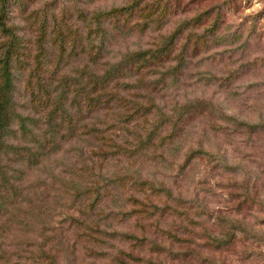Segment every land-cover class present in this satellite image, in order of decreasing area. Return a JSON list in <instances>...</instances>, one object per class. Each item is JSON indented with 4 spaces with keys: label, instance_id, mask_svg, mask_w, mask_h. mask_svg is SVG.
I'll return each instance as SVG.
<instances>
[{
    "label": "rangeland",
    "instance_id": "1",
    "mask_svg": "<svg viewBox=\"0 0 264 264\" xmlns=\"http://www.w3.org/2000/svg\"><path fill=\"white\" fill-rule=\"evenodd\" d=\"M23 1L28 12L23 14L17 7L10 8L9 25L18 35L25 37L34 55V40L40 21L44 18L48 19L50 34L52 28L54 30L59 26L63 30L68 27L83 35L86 26H89L92 13L129 6L136 0ZM150 1L143 0L141 7L149 6ZM174 1L177 6L176 13L160 30L152 27V24L150 29L142 34L131 29L129 32L121 31L108 35L107 54H104L103 61L116 62L126 51L153 48L162 36L169 34L180 22L195 16L206 15L194 32L198 36L208 30L214 21H218L215 36L209 38L205 46L194 45L193 42L188 45L184 68L174 79L170 78L164 83V91L156 92L157 89L153 90L150 86L163 69L147 68L140 74L127 72L120 80L121 85L117 87V93L118 96L134 102L146 101L148 95L154 99L157 106L167 111L174 106L182 107L193 103L206 107L200 108L185 120L186 126L183 129L190 132L187 140H184L182 134L179 142L174 145L176 149L172 147L165 155L166 163H137L133 168L142 171L148 179L165 183L174 197L193 200L214 215L225 216L226 221L214 223L208 218L198 219L202 215L197 213L200 211L198 206L190 205L191 202L188 201V212L193 220L189 221L192 225L178 222L171 217L160 220L159 226L162 229H170L180 240L174 242L154 230L152 221L136 224L135 220H130L125 224H118L115 220L99 222V219L95 218L93 221L106 233L122 231L141 237L138 228V225H141L144 237L155 245L171 249L179 255L176 261L165 258L163 254L153 257L148 255L146 250L151 249L150 244H146L143 250L136 249V252L131 253L134 248L130 243H119L112 239L107 240L105 246L98 248L85 237L86 231L80 226L81 222H89L92 217L88 212L87 215L83 214L82 206L70 198L72 190L69 185H55L43 176L35 183V177L24 176L21 178L20 197L16 199L15 207H10L11 212L4 213L0 218V264H48L46 257L54 258L58 264H119V261H115L116 258L125 264H139L125 256L122 258L121 254L128 252L133 259L149 260L155 264H264V214H257L255 209L241 207L239 204L245 192L257 201H264V130L256 134L235 132L228 129V124L223 123L220 116L222 112L240 122L264 124V0ZM143 14L144 11L135 12L130 18V26L142 22ZM83 16L88 20L84 21L86 18ZM105 26L111 28L107 23ZM50 37L52 39V36ZM182 42L183 40L178 44ZM48 53L52 71L59 59V50L56 45H52V50H48ZM63 57L64 74L74 76V70L89 65L84 54L69 61ZM163 65L172 66L173 62L168 59ZM19 74L21 71L15 69L13 99L17 111L27 115L30 113L25 109V75ZM140 76L145 81L140 89L125 88L124 85L132 84L131 81ZM115 107L120 113L124 110L118 105ZM103 115L104 113H96L90 121L96 124V117L100 121ZM106 121L110 123L112 120L108 116ZM114 133L116 136L120 135V132ZM196 143H200L206 150L223 155L227 162L238 165L241 169L237 172L218 169L216 164L198 159L188 163L185 172L180 174L178 167L183 161L182 154L188 148L195 147ZM69 150L73 148L62 146L55 163V173L69 172L73 167L81 166L74 161L75 155ZM86 157L84 154V161L87 160ZM92 159L96 161L97 166L100 160ZM52 168L54 164L51 162L50 169ZM109 169V172L114 171L115 164ZM43 183L45 186H42ZM128 208L132 209L130 206ZM199 223L200 227L208 229L214 237H221L227 231H239V227L252 228L257 232L246 238L255 244L248 242L246 245L248 249H255V252L251 257L247 256L243 243L226 252L208 250L201 238V229L197 227ZM84 226H90V223ZM93 252L101 253V256L94 258Z\"/></svg>",
    "mask_w": 264,
    "mask_h": 264
},
{
    "label": "trees",
    "instance_id": "2",
    "mask_svg": "<svg viewBox=\"0 0 264 264\" xmlns=\"http://www.w3.org/2000/svg\"><path fill=\"white\" fill-rule=\"evenodd\" d=\"M142 1L136 0L129 6L112 8L107 12L92 13L83 35L68 27L63 30L59 26L54 28L55 31L52 28L50 34L48 19L44 18L37 30L35 54L32 55L25 37L18 35L9 25V12L13 6L26 14L24 1L0 0V218L4 213L11 212L10 207H15L14 203L20 197L21 178L33 176L37 183L43 176L55 185H69L72 190L70 198L82 206L83 214L87 215L88 212L92 217L91 221H83L80 226L86 231L85 237L95 243L94 246L101 248L107 240L112 239L119 243H130L134 248L131 253H134L136 249L143 250L146 244H150L151 249H146L148 255L157 257L163 254L165 258L176 261L179 254L171 249H163L144 237L141 225L138 228L142 236L136 237L133 233L122 231L106 233L93 221L95 218L99 222L115 220L118 224H125L130 220H135L136 224L152 221L154 230L174 242L180 240L170 229H162L159 226L160 220L171 217L192 225L189 221L192 218L188 212V201L191 202L190 205L198 206L200 211L197 213L202 214L198 219L208 218L214 223L226 221L225 216L214 215L193 200L174 197L165 183L148 179L142 171L133 168L137 163H166L165 155L172 147L175 148L174 145L179 142L182 134L184 140H187L190 132L183 129L186 126L185 120L205 106L193 103L182 107L174 106L167 111L157 106L148 95L146 101H130L118 96L120 80L127 72L140 74L147 68H160L163 72L158 73L150 86L153 90L157 89L156 92L164 91V83L170 78L174 79L184 68L188 45L193 42L194 45L205 46L207 40L215 36L218 25V21H214L208 30L198 36L194 32L206 16L198 15L180 22L169 34L162 36L161 42L159 40L153 48L126 51L116 62L103 61L104 54H107L108 35L129 32L131 29L142 34L152 24V27L160 30L176 13L174 0H151L149 6L141 7ZM143 11L144 20L134 24V27L130 26L129 21L134 13ZM105 23L111 28H106ZM52 45H56L59 50V59L50 71L48 50H52ZM81 54L85 55L89 65L74 70V76L64 74L63 56L69 61ZM168 59L173 65L164 67L163 63ZM15 69L25 75V109L30 113L27 115L18 112L14 103ZM131 82L132 84L124 85L127 90L140 89L145 81L140 76ZM116 105L124 110L121 113L115 110ZM96 113L104 115L100 117V121L96 117L95 124L90 120ZM105 116H109L112 121L108 123ZM220 116L223 123L228 124V129L235 132L256 134L264 130V124L240 122L222 112ZM114 132H120V135L116 136ZM62 146L73 148L69 151L75 155L74 161L81 166L73 167L69 172L55 173V163ZM82 146L87 155L86 161L83 160ZM92 158L100 160L97 166ZM182 159L178 167L180 174L185 172L188 163L198 159L214 163L218 169L234 172L241 169L240 166L227 162L223 155L206 150L200 143L188 148L182 154ZM51 162L54 164L52 169ZM112 164H115L116 169L109 172ZM239 204L241 207L255 209L257 214H264V201L251 198L248 192L244 193ZM89 223L90 226H84ZM200 225L199 223L197 227L201 229V238L210 251L226 252L243 243L247 256L251 257L255 252V249H248L246 245L248 242L251 245L255 243L248 241L246 237L257 231L248 226L214 237ZM180 226L182 227L181 224ZM131 253L121 256L139 264H155L149 260L133 259ZM92 255L97 258L101 253L93 252ZM45 260H48V264H58L52 257H46ZM115 261L125 264L117 258Z\"/></svg>",
    "mask_w": 264,
    "mask_h": 264
}]
</instances>
